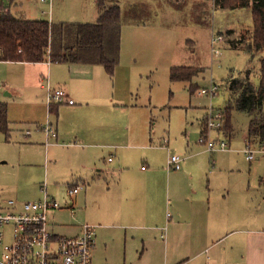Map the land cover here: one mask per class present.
Here are the masks:
<instances>
[{
	"label": "crops",
	"instance_id": "1",
	"mask_svg": "<svg viewBox=\"0 0 264 264\" xmlns=\"http://www.w3.org/2000/svg\"><path fill=\"white\" fill-rule=\"evenodd\" d=\"M70 2L53 0L44 2L47 9L35 6L27 10L31 14H49L54 13L56 7L68 9ZM96 4L98 18L101 14L98 0ZM27 18L47 20L46 17ZM49 20L52 23L69 21L64 18ZM252 27L243 25L225 29H235L233 34H236ZM243 45L231 48L244 51ZM203 70L194 76L193 84ZM121 71L123 74L118 77ZM0 73L3 89L10 96V99H0L9 102V108L6 104L9 125L19 120L16 121L21 126L18 131L23 132V145L28 147L19 154L22 164L18 170L20 181L36 185L41 193L45 182L47 188L50 185V165L54 170L58 169L61 174L55 176L58 180L52 186L62 185L60 180H64L68 186V200L65 201L66 207L59 203L52 210L51 219H56V213L60 211L68 212L69 216L73 214L74 218L79 209V223L54 225L74 227L75 232L69 235L79 234L83 222L96 225L92 264H178L184 260L192 264H232L238 257L243 264H264L262 211L258 209L254 216L248 217L246 202L239 194L230 198L220 191L229 187L222 183V178L242 171L230 167L233 165L232 155L218 164L196 138L193 141V137L188 136L184 143L181 131L186 129L185 119L179 122L181 131L177 129V132L172 122L165 129L157 127V122L152 124L153 117L144 108L147 106L145 101L142 98L133 101L131 96L134 92L130 65L123 66L120 59L114 74H110L101 63L0 59ZM243 78L251 82L249 73ZM187 83L189 87L190 83ZM48 85L64 88L74 103L66 101L49 105ZM197 88L200 87L197 85ZM14 102L22 105L15 113ZM199 109L203 110V116L198 117V124L196 120L191 122V131L196 136L203 132L206 107ZM22 112L23 117L16 116ZM124 115H129L127 121L122 120ZM47 119L59 132V141L49 146L45 145L42 132L34 131ZM122 126L129 132L128 143L117 142L119 132L124 133ZM29 128L34 130L27 135ZM10 129L13 131L14 128ZM160 131L167 136L161 137ZM233 131L234 127L231 149L222 152L244 153V147L237 150L232 147ZM165 138H168L167 146L164 145ZM248 139L247 133L243 142ZM105 148L113 152L114 157L110 155L106 159ZM176 152L184 156L182 167L168 169V159ZM263 158L250 161L251 172L262 165ZM63 167H70L71 175H65ZM75 171L78 172L73 173ZM260 174H263L259 175L261 182L264 173ZM70 178L73 181H68ZM69 187H78L79 191L71 195ZM50 195L57 200L54 193ZM16 200L21 208V199ZM0 204L8 207L7 202ZM247 220L256 223L247 226Z\"/></svg>",
	"mask_w": 264,
	"mask_h": 264
},
{
	"label": "rangeland",
	"instance_id": "2",
	"mask_svg": "<svg viewBox=\"0 0 264 264\" xmlns=\"http://www.w3.org/2000/svg\"><path fill=\"white\" fill-rule=\"evenodd\" d=\"M59 1L61 2V0ZM81 1L71 0V6L68 9L56 7L54 13L40 14L35 12V14H31L27 10L28 7L35 8V6H38V8L47 9L48 5L44 4V2L40 3L38 0H14L11 12L24 18L46 17L47 20L51 19L54 21H59L62 18L69 21H97L100 15L97 18L96 0ZM113 2H119L122 8L123 26L120 59L123 66L130 65L133 70L131 76L134 92L131 95L133 101L142 98L147 104L144 108L149 111L150 117H153L151 123L157 122V127L161 129L167 128L168 123L172 122L174 130L177 132V129H180L179 122L185 119L187 121L186 129L184 132L180 129L181 133H183L182 141L184 143H186L185 138L188 136L190 139L193 137V141L195 138L198 141L201 135L199 133L196 136L191 131V122L196 120V124H198V117L201 118L203 116V110L199 108L214 106L215 108L225 109V105L229 102L235 103L237 95L231 90L233 78L244 79L243 77H246L249 73L251 83L255 87L259 86L261 58L264 56L262 55L264 50L259 52H248L246 50L245 53V50L232 49L231 47L234 45H236V47L234 46L235 48H240L244 43L248 44L249 31L242 30L233 34L235 29H225L230 26H252L251 7L221 8L214 0H107L106 3L110 5ZM216 32L224 33L226 36L225 42L227 43L218 58L212 56L210 43L213 33ZM176 65H191L199 69L204 68L203 74L193 82L201 88L208 86L213 79L220 85V94L211 98L201 94L200 88H197L192 93L186 81L172 80L170 77L171 68ZM122 74L123 72L121 71L118 77H121ZM3 88L4 85L0 80V99L2 97L10 99V96L6 94L7 90ZM149 99H151V104ZM2 103L7 104L9 108L8 100H0V105ZM12 107L15 113L20 107L22 108V105L14 102ZM16 116L23 117V112ZM128 119L129 115H124L122 118L123 121ZM250 120L251 115L247 111L236 108L232 110L231 121L234 127L232 147L234 150L244 147L245 143L243 140L248 133ZM16 121L19 120L17 119ZM16 121L9 125V128L14 129L13 131L10 129L8 135L0 129V203H5L10 199L16 200V198L21 199L23 203L28 200H40L44 197V192L41 191L40 193L36 185H26L23 181H20L18 170L22 164L19 160V154L21 150H25L28 147L23 145L24 135L23 132L18 131L21 126ZM29 129L34 130V128ZM121 130L124 133L119 132L117 142L128 143L130 141L129 132L124 126L121 127ZM187 130L189 131L188 134L186 133ZM160 133L161 137L167 136V133L164 134L163 131H160ZM216 135L217 133L212 131V136ZM105 152L106 159L110 155L114 157V153L110 152L109 149L105 148ZM39 153L41 154L42 152ZM176 153L179 154L178 152ZM211 154L213 156L212 160L215 159L218 164L221 163L222 159L228 160V155L231 154L233 165L230 167L242 170L239 174L235 173L234 175L231 173V175L222 178V183L229 186L226 189H220L223 192V196L235 198L239 194L240 199L246 202L245 208L248 217L254 216V212H257L258 209L264 215V181L260 182L261 179L259 177V175H263L260 173H264V158L262 159V165L255 172H251L252 162L247 160L242 152L231 151L226 153L215 151L214 153L211 152ZM63 168L66 172L65 175H71L70 167ZM76 169L74 168L73 170ZM57 171L58 169L54 170L52 165H50L48 169L50 182L48 193H54L58 202L63 207H66L65 201L68 200L66 190L68 186L64 184L65 181L61 179L62 185L52 186L58 180L55 176L61 174ZM71 180L73 181V178L68 181ZM259 204L260 207L258 208ZM78 211L79 209L74 218H72L73 214L69 216L68 212L60 211L56 213V219L50 220L55 231L61 235L74 233V227L61 226V224L58 226L54 225V223H79ZM247 223H249L247 226H252L256 222L247 220ZM262 227H264V221ZM5 230L8 240H10L11 227L6 226ZM236 262L243 264L242 259L239 257L232 264Z\"/></svg>",
	"mask_w": 264,
	"mask_h": 264
},
{
	"label": "trees",
	"instance_id": "3",
	"mask_svg": "<svg viewBox=\"0 0 264 264\" xmlns=\"http://www.w3.org/2000/svg\"><path fill=\"white\" fill-rule=\"evenodd\" d=\"M205 1V0H198ZM221 8H252L253 27L249 31L248 52L264 50V0H214ZM14 0H0V59L15 61L88 62L101 63L110 74H114L120 60L122 8L120 3L98 0L101 14L96 22L29 19L11 12ZM236 47V45H234ZM191 65H176L171 68L172 80L190 83L193 93L197 85L192 83L201 72ZM260 84L233 78L231 90L236 101L229 102L225 109V133L231 138L232 110L236 107L251 115L249 139H264V57L261 58ZM204 122V121H203ZM7 105L0 106V129L9 134ZM204 129V123H203Z\"/></svg>",
	"mask_w": 264,
	"mask_h": 264
},
{
	"label": "built area",
	"instance_id": "4",
	"mask_svg": "<svg viewBox=\"0 0 264 264\" xmlns=\"http://www.w3.org/2000/svg\"><path fill=\"white\" fill-rule=\"evenodd\" d=\"M52 2L53 0H41ZM225 34L216 32L211 37V52L218 58L223 51ZM200 93L211 98L220 94V85L213 79L208 86L201 87ZM74 103L68 92L61 87L48 85L47 102ZM226 115L224 109L214 106L206 107L204 129L199 136L201 143L210 152L228 151L231 149L229 136L225 133ZM34 131L42 132L45 136V145L57 143L59 132L54 124L47 119L38 124ZM212 131L217 133L212 136ZM32 129L26 130L31 134ZM168 138L164 145L167 146ZM242 151L247 160L252 161L264 156V139L252 141L248 139ZM111 159V158H110ZM183 158L180 154H171L168 169H181ZM44 197L40 200H28L18 207V201L10 199L8 207L0 204V264H92L93 249L95 247L96 225L84 223L81 232L76 235H61L51 226V212L59 206L58 200L48 193L47 183L43 187ZM79 191L78 187H69L68 192L73 195ZM74 211V210H72ZM6 226L11 227L6 234ZM178 264H192L184 260Z\"/></svg>",
	"mask_w": 264,
	"mask_h": 264
}]
</instances>
